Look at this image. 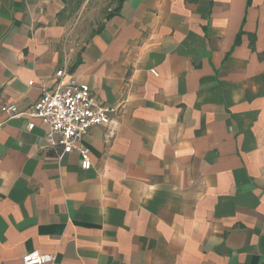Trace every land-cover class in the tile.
Returning <instances> with one entry per match:
<instances>
[{
  "label": "crops",
  "instance_id": "crops-1",
  "mask_svg": "<svg viewBox=\"0 0 264 264\" xmlns=\"http://www.w3.org/2000/svg\"><path fill=\"white\" fill-rule=\"evenodd\" d=\"M93 1L0 0V264H264V0H113L73 41ZM62 70L116 108L89 170L27 115Z\"/></svg>",
  "mask_w": 264,
  "mask_h": 264
},
{
  "label": "built area",
  "instance_id": "built-area-1",
  "mask_svg": "<svg viewBox=\"0 0 264 264\" xmlns=\"http://www.w3.org/2000/svg\"><path fill=\"white\" fill-rule=\"evenodd\" d=\"M157 76L156 71H152ZM59 84L51 91L44 90L39 100L28 112L32 119L39 120L49 128L47 147L62 159L66 154L78 151L82 158L81 167H92L90 150L79 144L94 126H108L116 108L101 103L88 84L79 83L69 77L66 70L57 72ZM1 110L11 118L20 117L16 106H4ZM35 127L29 124V129ZM54 257L33 251L25 254L22 264H51Z\"/></svg>",
  "mask_w": 264,
  "mask_h": 264
},
{
  "label": "rangeland",
  "instance_id": "rangeland-1",
  "mask_svg": "<svg viewBox=\"0 0 264 264\" xmlns=\"http://www.w3.org/2000/svg\"><path fill=\"white\" fill-rule=\"evenodd\" d=\"M113 0H94L89 3L84 12L73 11L75 7L71 8L70 17L73 21L74 31L71 34L73 41L87 40L92 28L100 23L108 14V10L113 6ZM71 39V40H72Z\"/></svg>",
  "mask_w": 264,
  "mask_h": 264
},
{
  "label": "trees",
  "instance_id": "trees-1",
  "mask_svg": "<svg viewBox=\"0 0 264 264\" xmlns=\"http://www.w3.org/2000/svg\"><path fill=\"white\" fill-rule=\"evenodd\" d=\"M251 0H248V4H250ZM240 42V35L237 37L236 45H238Z\"/></svg>",
  "mask_w": 264,
  "mask_h": 264
}]
</instances>
